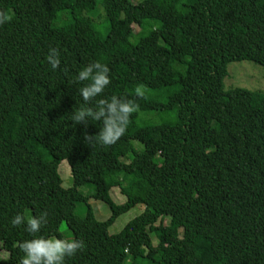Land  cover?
<instances>
[{
  "label": "trees",
  "instance_id": "16d2710c",
  "mask_svg": "<svg viewBox=\"0 0 264 264\" xmlns=\"http://www.w3.org/2000/svg\"><path fill=\"white\" fill-rule=\"evenodd\" d=\"M0 10L11 16L0 25V250L9 252L0 264H21L25 240L67 235L85 246L64 264H264V92L224 86L230 62L264 66V0H0ZM96 61L111 83L86 105L87 82L76 77ZM113 95L139 107L115 144L90 147L84 134L102 122L75 125L72 111ZM141 112L169 118L142 121ZM90 198L111 216L98 220ZM138 204L143 212L110 234ZM26 209L48 213L39 233L11 224Z\"/></svg>",
  "mask_w": 264,
  "mask_h": 264
},
{
  "label": "clouds",
  "instance_id": "9594fccd",
  "mask_svg": "<svg viewBox=\"0 0 264 264\" xmlns=\"http://www.w3.org/2000/svg\"><path fill=\"white\" fill-rule=\"evenodd\" d=\"M11 20L7 11L0 10V25H4ZM47 61L52 69L60 65L59 52L56 48H50ZM110 69L100 61L89 63L79 71L76 81L87 82L79 89L82 100L89 104L100 96L106 86L111 83L109 77ZM135 94L143 98L145 95L142 85L135 88ZM139 105L127 98L113 95L110 100L99 99L95 106H82L72 111L71 121L83 124L85 128L90 121L102 122V127L98 134H84V143L94 147L97 143L102 146L115 144L126 132L130 122V116L138 109ZM47 212L39 216H33L25 220L22 214L15 215L11 224L19 226L26 223V230L29 233H39L42 226L47 223ZM84 241L77 239L45 238L39 236L21 242L18 247L23 252L21 264H64L66 257H71L78 250L84 248Z\"/></svg>",
  "mask_w": 264,
  "mask_h": 264
},
{
  "label": "rangeland",
  "instance_id": "374dc122",
  "mask_svg": "<svg viewBox=\"0 0 264 264\" xmlns=\"http://www.w3.org/2000/svg\"><path fill=\"white\" fill-rule=\"evenodd\" d=\"M133 3L138 2L139 0H131ZM135 29L139 31V27L135 26ZM133 40V39H132ZM225 89L243 87L253 91H263L264 92V66L257 64L253 61L243 60V61H233L228 64V74L224 79ZM169 118V115L162 114L160 112H141L140 119L142 121H152L160 122ZM136 146L141 149L142 144L135 141ZM125 161H128V158H122ZM58 173L62 178V187L67 189L73 185V178L71 173V167L69 162L66 159H63L59 163ZM80 191L85 196H90L94 191L93 184H87L80 188ZM111 196L116 204H121L126 201V197L121 194L119 188L114 187L111 191ZM89 204L92 206L95 216L98 220H106L111 216L112 211L107 203L102 200L95 198L89 199ZM145 209V205L138 204L130 209L128 212L120 215L113 225L109 228L110 234L117 233L122 230V228L137 215L141 214ZM75 214L84 217L87 215V205L83 201L76 202ZM26 217L31 218L32 213L30 209H26ZM167 223L169 217H165ZM162 222V218L156 223L159 225ZM69 230L65 231L67 234ZM152 242L154 245H157L159 240L154 232L150 233ZM182 230H180V235ZM55 238V237H51ZM65 239H73L70 235H67ZM0 255L2 257H7L9 255L8 251L0 250ZM133 260L131 257H128L123 264H132ZM134 264H165L159 261L157 258L150 259L147 257L138 258Z\"/></svg>",
  "mask_w": 264,
  "mask_h": 264
}]
</instances>
